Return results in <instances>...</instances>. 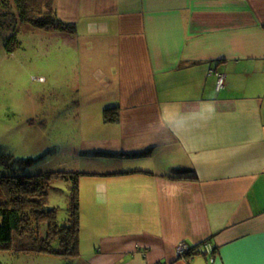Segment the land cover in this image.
Returning <instances> with one entry per match:
<instances>
[{
	"label": "crops",
	"instance_id": "crops-1",
	"mask_svg": "<svg viewBox=\"0 0 264 264\" xmlns=\"http://www.w3.org/2000/svg\"><path fill=\"white\" fill-rule=\"evenodd\" d=\"M54 9L70 29L58 36L74 43L75 73L118 107L119 142L96 183L92 241L79 240V207L78 256L33 262L264 264V0H54ZM181 243L202 251L180 258Z\"/></svg>",
	"mask_w": 264,
	"mask_h": 264
},
{
	"label": "rangeland",
	"instance_id": "rangeland-1",
	"mask_svg": "<svg viewBox=\"0 0 264 264\" xmlns=\"http://www.w3.org/2000/svg\"><path fill=\"white\" fill-rule=\"evenodd\" d=\"M58 33L23 22L14 34L0 31V177L78 173L79 240L86 243L92 209H102L93 199L111 165L106 150L119 138L111 130L116 122H105L109 103L94 97L87 73H75L74 43ZM70 182L55 180L49 192L59 221L69 212ZM34 257L0 251V264H33ZM52 259L46 263L63 264Z\"/></svg>",
	"mask_w": 264,
	"mask_h": 264
},
{
	"label": "trees",
	"instance_id": "trees-1",
	"mask_svg": "<svg viewBox=\"0 0 264 264\" xmlns=\"http://www.w3.org/2000/svg\"><path fill=\"white\" fill-rule=\"evenodd\" d=\"M17 22L36 28L70 30L58 21L54 0H0V31L14 34ZM8 44L7 40V48ZM117 114V106L105 108V122H116ZM78 175L45 173L0 177V251L48 254L66 259L78 256ZM55 180L71 181L70 208L62 221L58 220L55 209L48 206ZM198 249L190 248L186 255L199 253Z\"/></svg>",
	"mask_w": 264,
	"mask_h": 264
},
{
	"label": "built area",
	"instance_id": "built-area-1",
	"mask_svg": "<svg viewBox=\"0 0 264 264\" xmlns=\"http://www.w3.org/2000/svg\"><path fill=\"white\" fill-rule=\"evenodd\" d=\"M210 74L213 75L215 78L216 89L217 90L222 89L224 87L225 77L221 73H219L215 70L211 71ZM203 250L207 255L211 256L212 249L209 245L206 244L205 248ZM188 251H189V248L187 247V245H185L184 243H181L176 248V255L181 258V257H184L188 253ZM212 261L213 260H211V262Z\"/></svg>",
	"mask_w": 264,
	"mask_h": 264
},
{
	"label": "bare ground",
	"instance_id": "bare-ground-1",
	"mask_svg": "<svg viewBox=\"0 0 264 264\" xmlns=\"http://www.w3.org/2000/svg\"><path fill=\"white\" fill-rule=\"evenodd\" d=\"M189 249H190V248H189ZM200 251H202L201 248H199V252H200ZM203 252H204V250H203ZM204 253H205V252H204Z\"/></svg>",
	"mask_w": 264,
	"mask_h": 264
}]
</instances>
